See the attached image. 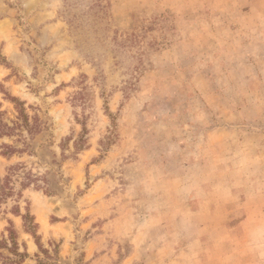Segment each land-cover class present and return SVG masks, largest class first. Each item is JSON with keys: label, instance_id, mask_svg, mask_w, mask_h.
Wrapping results in <instances>:
<instances>
[{"label": "rangeland", "instance_id": "obj_1", "mask_svg": "<svg viewBox=\"0 0 264 264\" xmlns=\"http://www.w3.org/2000/svg\"><path fill=\"white\" fill-rule=\"evenodd\" d=\"M8 228L0 264H264V0H0Z\"/></svg>", "mask_w": 264, "mask_h": 264}, {"label": "trees", "instance_id": "obj_2", "mask_svg": "<svg viewBox=\"0 0 264 264\" xmlns=\"http://www.w3.org/2000/svg\"><path fill=\"white\" fill-rule=\"evenodd\" d=\"M22 218L24 219L25 229L31 232L37 241L38 235L35 231L36 223H34V217L29 212H27L26 214L22 215ZM0 247H6L10 250H13L20 257V259H24V257L27 255L25 251L20 252L18 250L17 235L15 231L10 228H8L7 238L3 241V244L0 243ZM20 259L19 261H21Z\"/></svg>", "mask_w": 264, "mask_h": 264}]
</instances>
